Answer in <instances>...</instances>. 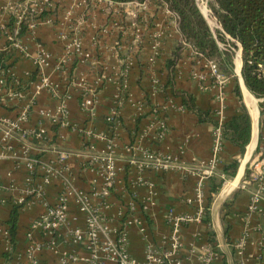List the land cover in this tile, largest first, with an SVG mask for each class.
<instances>
[{"label": "crops", "instance_id": "obj_1", "mask_svg": "<svg viewBox=\"0 0 264 264\" xmlns=\"http://www.w3.org/2000/svg\"><path fill=\"white\" fill-rule=\"evenodd\" d=\"M54 1L57 8L45 14L50 20L38 23L33 32L25 31L20 37L29 56L24 57L11 48L15 61L9 70L21 82L19 94L0 91V118L16 117L29 96L33 97L28 120L20 131L26 136L16 133L14 152L0 158V264L23 261L28 244L47 243L46 239H55V243L37 251L41 264L56 262L71 248L63 241L66 230L53 237L30 228L31 221L44 213L46 204H54L66 186L69 187L70 229L85 228V215L78 197L86 195L91 205L102 208L107 226L116 229L125 226L128 253L142 259L147 245H161L166 239L169 227L165 217L169 209L194 212L193 198L199 178V173H190L181 167L169 170L140 167L144 154L171 156L181 159L188 167H204L212 160L215 125L210 120L200 121L182 105L181 98L171 92L166 61L172 56L181 34L167 23L165 9L156 6L154 0H149V6L141 13L148 24H139L142 42L137 52L132 48L126 3L103 8L87 3L75 8L67 19L65 10L72 0ZM15 2L0 0V53L8 49L7 32L10 31L5 27L10 20L8 7ZM79 18H86L87 22L74 26L72 23ZM75 30L81 31L82 50L81 60L72 63L71 57H66L69 38ZM122 40L124 44L119 45ZM130 50L135 54L128 73L123 76V58ZM41 52H46L48 58L38 68L35 56ZM239 67L241 60L234 68L236 75L224 77L223 104L216 98L219 92L216 85L211 83L204 88L209 82L193 76L198 69L189 58L180 57L175 67L173 88L190 93L196 105L207 111L213 120L228 121L239 113L242 102L251 119V139L244 153L223 138L215 159L214 175L202 181L204 202L210 194L212 179L224 185L210 203L207 218L181 228L183 264H198L200 247L205 243L213 244L219 253L213 264H264V190L258 210L247 211L256 183L253 169L249 175L245 173L264 147V128L261 127L259 138L262 115L259 102L244 86ZM33 71L36 75L30 80ZM41 76L47 79L46 86L41 83ZM236 85L242 100L235 92ZM124 86L126 93L121 90ZM84 92L95 96L91 111L80 105ZM114 111L117 123L113 126L106 117ZM160 120L165 121L166 131L158 137ZM97 133L103 138H89ZM107 153L114 159L116 177L108 195L100 197L101 159ZM60 154L64 156L61 163ZM26 155L36 160L33 171L27 168ZM233 160L239 164L231 179L223 172V167ZM46 165H52L56 173L49 184H42ZM36 186L43 189L41 199L28 193ZM14 205L20 208L15 247L11 249L7 220ZM109 236L116 238L113 232ZM243 237V253L239 257L235 246ZM5 253H10L9 260Z\"/></svg>", "mask_w": 264, "mask_h": 264}, {"label": "built area", "instance_id": "obj_2", "mask_svg": "<svg viewBox=\"0 0 264 264\" xmlns=\"http://www.w3.org/2000/svg\"><path fill=\"white\" fill-rule=\"evenodd\" d=\"M156 6L165 9L167 23L175 29L177 28V16L172 12L168 5L161 0H154ZM92 5V7L103 8L107 5H113L115 3H126L128 8H125L126 14L129 16V26L132 29L131 42H133L132 48L138 51L139 44L142 42V34L140 32L139 24H148L146 19L141 13L149 6V0L143 1H129V2H113L111 0H72L71 5L65 10V17L70 19L73 15L75 8L83 5ZM57 5L54 0H16L14 4L8 7L10 16L15 17V31L14 33L7 32V39L12 41L11 48L18 50L24 57L29 56L28 50L21 44L20 37L17 36L20 26H25L26 32H33L38 26V23L49 21L45 15L52 10H55ZM87 22V19L79 18L72 23L75 25H82ZM24 31V32H25ZM102 31L106 32V29ZM80 30H75L72 36L69 38V46L67 47V53L69 54L66 58L73 60L80 59V53L82 50V35ZM229 38V37H228ZM230 39V38H229ZM125 42L124 40L119 42V45ZM182 45L181 58L186 56L190 61L196 59L197 64H193L198 71L193 73V76L208 81L209 83L203 86L208 88L210 84L216 85L219 88V92L216 98L223 104L225 100L224 94V81L225 75L220 71L217 63L213 59H209L197 52L193 45L184 39L179 41ZM124 44V43H123ZM238 52L240 53L241 47L237 43ZM133 51L126 52L124 56V68L123 76L128 73V68L132 63V57L135 54ZM48 54L41 52L35 56V63L38 68L46 63ZM81 60V59H80ZM179 61V60H178ZM178 63V62H177ZM192 64V63H191ZM65 65L62 64L60 66ZM177 65V64H176ZM259 68L262 65L259 64ZM43 85H47L48 81L44 76L40 79ZM20 82L15 78L9 68H0V91L4 90L9 95L19 94ZM123 93H126V87L121 88ZM29 100L26 105L18 112L17 116L12 119L0 118V158L6 156L10 152H14L15 147L13 144L14 136L16 133L20 137H25L26 134L21 131V126L28 120L29 109L32 104V96H29ZM123 97V95H122ZM264 98H259V101H263ZM95 104V96L93 93H82L81 94V107L86 111H91ZM61 111V110H60ZM261 127L264 128V109L261 110ZM106 121L113 126L117 123L116 112L114 111L111 115L106 117ZM221 123V122H219ZM158 129L160 137L166 131V124L164 120L158 122ZM39 136V134L37 135ZM213 145H212V160L204 167H188L184 165L181 159L154 154L152 152H146L144 154V162L140 164V167L148 169L158 170H169L173 167H181L187 169L190 173H199V178L195 187L194 212H174L171 209L166 214V223L169 227V233L164 239L161 245L149 244L146 246L142 259H137L131 256L126 249V232L123 227L120 229L110 228L105 224L104 217L102 215V208L95 207L90 204L88 197L82 195L78 197L80 209L85 215V228L76 227L70 229L69 219L67 216L68 210V192L69 187L66 186L62 193L57 197V201L54 204H46V209L39 217L35 218L30 223L31 229H38L42 233L48 236H55L61 230L64 231L66 239L64 242L68 243L71 248L64 252L63 255L54 263L46 264H183L181 257L182 239L180 235L181 228L191 223H200L206 216V205L203 194L202 181L214 175L215 159L219 153L222 133L219 125L214 127L213 131ZM93 139H102L101 133L92 134ZM26 153V149L23 150ZM64 156L59 155L60 163L63 161ZM27 168L33 171L36 165V160L29 158L26 155ZM101 163L102 171V185L100 190V197L108 195L111 186L113 185L116 177V168L112 155L107 153L103 157ZM251 169H253V182L256 183V187L250 194L249 202L247 205V211H256L259 208V202L262 198L264 190V147L260 148L258 156L251 162ZM56 169L52 165H46L43 167L42 184H49L51 178L55 175ZM29 195L36 199H41L43 196V189L41 186H36L28 191ZM113 232L116 234V238L112 239L109 234ZM47 243H30L25 249L24 260L17 264H41L38 257L37 251L42 246H51L55 243V239H46ZM245 238L243 237L240 242L235 246L236 252L239 257L243 253ZM49 244V245H48ZM79 248V249H78ZM81 250V251H80ZM218 251L208 243L201 245L198 254V264H213L214 260L218 257Z\"/></svg>", "mask_w": 264, "mask_h": 264}, {"label": "trees", "instance_id": "obj_3", "mask_svg": "<svg viewBox=\"0 0 264 264\" xmlns=\"http://www.w3.org/2000/svg\"><path fill=\"white\" fill-rule=\"evenodd\" d=\"M113 2H129L143 0H111ZM165 2L169 9L177 16V28L181 34V39L189 41L195 50L203 56L219 60V69L226 75L230 76L232 72V58L227 50L219 47V42H224L237 47H241V69L242 77L246 89L256 98H264V0H207V7L211 17H213L219 28L212 30L200 11L196 0H161ZM15 17L10 16V20L5 28L14 33ZM25 31V26L21 25L17 36H21ZM230 39H229V38ZM12 41L8 40V49L0 53V68H9L12 66L15 58L11 49ZM182 45L179 42L172 56L166 61L168 73L167 83L171 86L173 95L181 98L182 105L192 113L198 116L200 121L210 120L215 126L221 128L222 137L236 145L241 153H244L247 144L251 139V119L244 103H241L239 113L233 115L228 121L219 123L209 117L207 111L201 110L195 103L194 97L182 90L173 88L175 67L180 59ZM12 61L8 62V60ZM259 64L262 68H259ZM237 67V59L235 60ZM36 71L30 75V80L35 78ZM20 82V81H19ZM21 83V82H20ZM21 87V85H20ZM19 87V89H20ZM236 94L241 99L239 86L235 87ZM242 100V99H241ZM259 107H264V100L259 103ZM239 162L233 160L231 163L224 165L223 172L228 178H233L237 172ZM249 173V171H248ZM221 189V181H210V194L206 197V215L212 201V197ZM20 205H14L10 211L7 220L9 243L11 249L15 247V237L17 229L18 209ZM207 218V217H206ZM205 218V219H206ZM212 243V239H209ZM213 247L214 245L211 244ZM9 260L10 253H5Z\"/></svg>", "mask_w": 264, "mask_h": 264}, {"label": "rangeland", "instance_id": "obj_4", "mask_svg": "<svg viewBox=\"0 0 264 264\" xmlns=\"http://www.w3.org/2000/svg\"><path fill=\"white\" fill-rule=\"evenodd\" d=\"M197 1V4H198V7L200 8V11L203 13V15H204V17L206 18V20H207V22H208V24H209V26H210V28L212 29V30H215L216 28H219V25L217 24V22H216V20L213 18V17H211V15H210V12H209V9H208V7H207V0H196ZM141 44V43H140ZM140 44H139V47L138 48H140ZM218 45H219V47L221 48V49H223V50H227L229 53H230V55H231V58H232V72H233V76H235L236 75V72H235V70H234V68L236 69V67H235V63H234V61L237 59V61H239L240 59H239V54H238V47H233L232 45H230V44H228V43H224V42H219L218 41ZM237 54H238V56H237ZM236 56H237V58H236ZM240 56H241V51H240ZM196 59L194 58V59H192L191 61H190V63H192V64H197L196 63V61H195ZM213 60L216 62V63H218V65H219V60L217 59V58H213ZM255 99H256V101L257 102H259L260 103V101H259V98H256L255 96H253ZM257 102H256V104H257ZM258 109H260V111L262 110V109H264V107L263 108H259L258 107ZM259 119H261V118H259ZM260 122H261V120L259 121V138H260V129H261V124H260ZM258 138V139H259ZM248 171H249V173H250V171H251V167L249 168V165H248V168H246V171H245V173H246V175L248 174ZM249 175V174H248ZM228 180V179H227ZM243 180V179H242ZM220 182V181H219ZM225 182V181H224ZM243 182L241 181L240 183H239V187L241 186V184H242ZM223 185H224V183H222V181H221V188L223 187ZM220 190L221 189H219L218 190V192L217 193H215L214 195H213V197H212V201L213 200H215L216 199V196H217V194H219V192H220ZM211 201V202H212Z\"/></svg>", "mask_w": 264, "mask_h": 264}, {"label": "bare ground", "instance_id": "obj_5", "mask_svg": "<svg viewBox=\"0 0 264 264\" xmlns=\"http://www.w3.org/2000/svg\"><path fill=\"white\" fill-rule=\"evenodd\" d=\"M238 54H239V57H240V53L238 52ZM238 54H237V56H238ZM237 56H236V58H237ZM239 71H240V67H239ZM237 74H239L238 72H237ZM239 76V75H238ZM241 76V75H240Z\"/></svg>", "mask_w": 264, "mask_h": 264}, {"label": "water", "instance_id": "obj_6", "mask_svg": "<svg viewBox=\"0 0 264 264\" xmlns=\"http://www.w3.org/2000/svg\"><path fill=\"white\" fill-rule=\"evenodd\" d=\"M203 14V13H202ZM262 65L264 66V62L262 63ZM240 69H241V67H240Z\"/></svg>", "mask_w": 264, "mask_h": 264}]
</instances>
